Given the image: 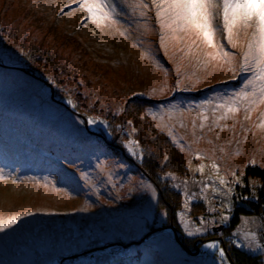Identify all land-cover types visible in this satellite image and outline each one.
<instances>
[{
  "label": "rangeland",
  "instance_id": "obj_1",
  "mask_svg": "<svg viewBox=\"0 0 264 264\" xmlns=\"http://www.w3.org/2000/svg\"><path fill=\"white\" fill-rule=\"evenodd\" d=\"M109 2L119 24L101 28L74 0H0V169L15 179L0 181V213H32L0 232V264H232L226 252L231 245L261 255L264 264V247H245L234 235L241 216L261 215L240 213L234 228L227 224L238 206H247V189L263 188L259 178L246 179L245 173L250 166L264 169V131L256 127L264 105L249 120L241 108L234 118L219 121V111L199 107L239 89L249 74L230 79L226 67L204 68L173 46L165 55L155 9L141 17L128 7L133 0ZM216 23L222 25L220 18ZM217 38L239 60L247 34L240 32L236 48L222 33ZM176 105L192 111L169 119L166 110ZM149 110L165 113L163 122ZM198 112L208 117L203 129ZM89 117L99 119L88 124ZM127 140L138 141L143 153L162 148L147 165L149 172L138 166L143 157L124 147ZM174 147L182 164L172 159ZM198 150L204 159L197 158ZM213 162L226 180L233 181V173L240 177L230 185L231 215L222 225L221 201L228 200L201 191L202 182L219 186ZM201 164L203 174L197 170ZM168 172L175 178L165 177ZM141 182L156 189V199ZM186 190L194 196L189 209ZM85 204L91 205L88 211L75 210ZM181 212L190 230L201 218L214 224L189 235ZM252 229L264 232L259 220ZM212 240L225 249L224 261L217 249L205 247Z\"/></svg>",
  "mask_w": 264,
  "mask_h": 264
},
{
  "label": "snow or ice",
  "instance_id": "obj_2",
  "mask_svg": "<svg viewBox=\"0 0 264 264\" xmlns=\"http://www.w3.org/2000/svg\"><path fill=\"white\" fill-rule=\"evenodd\" d=\"M74 2L78 3L81 10L86 11L88 18L97 27H113L119 24V21L115 19V7L109 0H74ZM128 7L134 12L138 11L141 17H147L148 12L155 9V19L159 25V43L160 47L165 49V55L168 54L167 49L169 46H173L185 57L195 59L197 64L204 68H207L209 64H212L213 67H226L229 72L233 73L229 77L230 79H237L241 73L249 74L239 89L226 96H217L215 101L206 99L200 103L199 107L201 109L211 106L213 112H220V115L216 117L217 121L227 119L229 116L234 118L241 108L244 111V119L249 120L252 112L264 105V0H150V3L145 2V0H133ZM217 18H220L222 25L216 23ZM248 29H252L250 34H248ZM241 31L247 34V40L240 53V58L237 60L236 54L230 51L217 37L218 33H222L223 40H226L231 48H236ZM121 34L124 35L125 33L121 32ZM148 55L147 52L144 53V56ZM157 66L159 67V65ZM177 72L179 74V66H177ZM196 82H200L198 78ZM176 84L179 87V79ZM163 90L162 88L161 91ZM68 103L72 104L74 108L77 106L71 99L68 100ZM186 111L190 112L192 109L176 105L169 107L166 114L171 119L174 115L183 114ZM149 112L154 118L158 117L163 122L165 113L152 112L151 110ZM197 115L201 120L199 127L203 129L205 127L203 121L207 120L208 117L203 112H198ZM98 119V117H89L87 123H96ZM128 123L131 124V121H128ZM156 126L158 128L168 127L165 123H158ZM193 126L195 128V123ZM256 127L264 131V111L260 112L259 123ZM136 131L135 128H132V132ZM168 134L173 136L171 128H169ZM173 139L176 138L173 136ZM124 147L134 155L138 154L141 158L144 155L143 150L139 149L138 141L127 140L124 142ZM183 148L184 145H181L182 150ZM196 156L199 159H204V154L199 150L196 152ZM167 160L168 156L165 155L164 161ZM251 162L255 163L254 160ZM98 167L101 171H104L103 163L99 164ZM211 169L216 172L215 180L218 181V185L225 187L222 189L215 183L202 182L201 191L208 192L210 190L211 193L219 194L228 200L227 204L224 203V200L221 201L223 211L220 214L219 223L222 225L229 221L231 215L233 188L230 185L239 181L240 177L235 176V173H233L235 179L231 182L226 180L224 176L219 174V166L215 162L211 164ZM197 170L203 174L205 166L201 164ZM164 175L165 177L175 178L171 172ZM81 177L87 179L88 174L81 173ZM6 179H13V182H15L10 173L5 175L4 170L0 169V181ZM36 182L39 183V181ZM184 183L186 184V181ZM250 183L255 188L257 181L251 180ZM52 187L55 188V184ZM141 187L149 190L153 199L157 198V191L151 184L141 182ZM176 187H179V185H176ZM56 190L60 191L58 188ZM132 191H135V189L129 188V192ZM193 199L194 196L186 190L184 193L185 209L190 208ZM204 199H207L206 195ZM90 207V204H85L84 207L75 210L86 212ZM36 211L51 212L52 210L37 208ZM163 214L166 215L167 213L164 212ZM30 215L32 213L28 211L8 215L0 213V232L16 224L23 216ZM179 215L184 231L189 235H192V231L204 233L214 224L212 219L201 218L199 225L190 230V220L186 218L183 212ZM240 220L241 224L234 235L245 242V247H264V242H261L264 232L258 233L252 229V225L257 220L260 221L261 228H264V214L258 218L241 216ZM205 247L217 249L219 258L224 261L225 249L220 245L219 240H212Z\"/></svg>",
  "mask_w": 264,
  "mask_h": 264
},
{
  "label": "trees",
  "instance_id": "obj_3",
  "mask_svg": "<svg viewBox=\"0 0 264 264\" xmlns=\"http://www.w3.org/2000/svg\"><path fill=\"white\" fill-rule=\"evenodd\" d=\"M158 137L160 136L159 134L157 135ZM161 137V136H160ZM141 137L139 136L138 139H140ZM163 139V138H162ZM156 143V142H155ZM124 149V147H123ZM172 152H171V156L173 160H177L179 161V163L182 164L183 159L182 156L179 152H176L175 147L171 148ZM146 152H144L143 158L141 160V162H138V166L140 168H142L145 172H149L150 169L147 167V165H150V163L152 162V160L154 158H158V152L161 154L162 153V148L159 146V151H156L153 148H146ZM152 159V160H151ZM246 179L251 176V177H256L259 178L260 181H262L263 183V188H259V189H255L254 191H250V189H247V192L249 193V198L247 199V206H238L236 208V212L235 215L233 216V218L227 222V224H229L230 227H233L237 224V222L239 221V215L240 213H256L259 215L264 214V169L258 165L255 166H250L246 169ZM168 191L170 189H167ZM162 192V196L161 199L166 201L167 200V194L164 191V189H161ZM167 195V196H166ZM254 196H256L255 198H253ZM173 214L175 216V210L173 209ZM232 230V229H231ZM232 231H228L226 236H230ZM200 239V238H198ZM226 239V238H225ZM193 239H189V241H192ZM201 240V239H200ZM195 240H193L192 243H194ZM223 242V241H222ZM191 243V244H192ZM186 244V243H185ZM189 247L194 248L193 245ZM187 245V244H186ZM229 247V246H228ZM227 247V248H228ZM227 252V257L229 260L232 261L233 264H263V260L261 255H252L247 253L244 250H240L238 248H235L234 246L231 245V247H229L228 249H226ZM201 254H203V252L201 251Z\"/></svg>",
  "mask_w": 264,
  "mask_h": 264
},
{
  "label": "water",
  "instance_id": "obj_4",
  "mask_svg": "<svg viewBox=\"0 0 264 264\" xmlns=\"http://www.w3.org/2000/svg\"><path fill=\"white\" fill-rule=\"evenodd\" d=\"M230 262L232 263V261L230 260ZM233 264V263H232Z\"/></svg>",
  "mask_w": 264,
  "mask_h": 264
}]
</instances>
